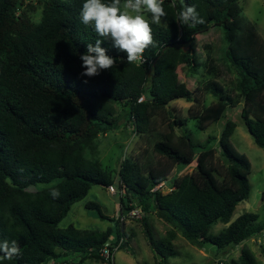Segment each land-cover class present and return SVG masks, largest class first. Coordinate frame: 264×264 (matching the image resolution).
<instances>
[{"label": "trees", "instance_id": "trees-1", "mask_svg": "<svg viewBox=\"0 0 264 264\" xmlns=\"http://www.w3.org/2000/svg\"><path fill=\"white\" fill-rule=\"evenodd\" d=\"M25 1L0 0V240H16L20 248L3 264H50L74 255L79 264L92 259L106 262L100 257L101 248L107 242L117 245L121 234L111 241L112 229L59 228L93 186L114 183V171L107 172L100 160L90 158L98 137L130 125L134 132L146 134L152 118L172 102H194L193 92L179 81L178 70L197 71L198 37L212 28L224 33L225 56L238 75L241 116L254 143L264 149V42L243 15L241 0H163L167 15L160 24L151 25L154 46L145 49L142 60L127 62L125 53L105 41L102 47L116 63L95 77L81 75L80 56L86 54L87 44L99 38L80 21L84 0H40L42 20L37 24L22 12ZM190 5L203 24L181 23L180 13ZM210 70L215 72L213 67ZM207 88L218 103L194 117L202 131L219 121L229 106L217 83ZM142 96L145 101L138 103ZM186 124L187 119L173 122L176 127ZM236 127L229 121L220 135L223 160L216 159L215 149L202 148L196 155L202 145L189 135L170 134L156 143L155 152L171 166L192 167L195 159L194 172L177 176L171 184L172 167L144 173L136 160L124 158L116 169V188L123 191L118 232L122 214L132 209L135 199L145 213L152 211L172 226L165 238L157 240L148 219L142 218L148 244L162 259L176 255L177 231L193 246L210 244L225 253L263 233L264 223L257 214L244 213L231 221L251 193V163L231 142ZM161 183L173 190L152 191ZM38 184L52 186L28 190ZM54 189L61 193L59 198L51 196ZM87 208L106 218L98 204ZM219 223L226 227L212 234ZM125 245L126 241L121 248ZM228 264L258 262L243 247L238 260Z\"/></svg>", "mask_w": 264, "mask_h": 264}, {"label": "rangeland", "instance_id": "rangeland-1", "mask_svg": "<svg viewBox=\"0 0 264 264\" xmlns=\"http://www.w3.org/2000/svg\"><path fill=\"white\" fill-rule=\"evenodd\" d=\"M241 5L243 15L252 22L258 36L264 42V0H241ZM42 11L43 7L40 0H26L22 8V12L34 24L40 23L42 20ZM145 15L146 18L151 17L150 13ZM226 47L224 33L220 28H212L208 33L200 35L196 51L200 62L199 68L196 72H190L187 68L182 69L181 67L178 70L179 81L185 83L193 92L195 101L177 100L172 102L165 112L156 114L152 118L150 130L146 134L134 132L132 125L121 126L118 130L101 134L97 140V150L89 156L92 159L100 160L107 172L113 173L114 171L113 185L115 188L119 183L116 169L124 158L130 157L140 164L144 173L149 169L159 171L163 167H172L168 175L171 184L177 176L182 177L194 172L195 159L191 164L192 167L171 166L170 162H167L165 158L155 152L154 145L160 141H165L170 134L175 136L189 135L196 144L202 145V147L196 148V155L200 153L202 148L215 149L216 159L221 158L223 160L219 144L220 135L226 124L232 121L236 123L237 127L231 137V142L235 149L247 156L251 163V174L249 176L251 193L248 200L237 206L231 221H235L244 213H254L259 216V221L264 223V149L254 143L241 116L243 100L237 89L238 75L226 59ZM209 55V59H213L214 62L210 63L207 60ZM212 67L215 72L210 70ZM211 82L217 83L222 88V93L229 98V106L219 121L202 131L198 128V122L194 117L200 115L204 109L218 103V98L211 94L207 88V85ZM179 119H187V124L182 127L174 126L173 122ZM120 124L122 125L123 122ZM222 160L217 161L224 163ZM50 186L52 184H38L28 190L37 192ZM168 188L169 186H166L162 189V192H170ZM116 194H110L107 187L93 186L85 199L72 206L66 218L60 223L59 228L66 229L73 225L81 230L105 232L112 229L111 241H116L117 235L121 234L125 238L126 245L115 253L112 264H228L232 260H238L243 247L248 248L253 253L258 264H264V231L261 234L254 235L228 253L210 244L205 245L204 248L193 246L177 231L173 242L176 255L169 257L167 260L162 259V256L151 249L148 244L144 234L142 218L146 217L148 219L157 240L165 238L172 226L162 222L152 211L145 213L138 202L133 199V203H130V205L132 209L142 210V217L131 218L124 223L121 222L119 224L120 231L118 232L116 220L121 215V202L119 194ZM90 203L98 204L106 218L102 219L98 210L88 209L87 205ZM225 227L224 224L219 223L213 227L211 232L212 234H218ZM132 233L135 235L131 236ZM73 258L62 259L57 263L79 264V257L74 255ZM57 263L51 262L50 264ZM82 264L110 263L92 259L86 260Z\"/></svg>", "mask_w": 264, "mask_h": 264}, {"label": "clouds", "instance_id": "clouds-1", "mask_svg": "<svg viewBox=\"0 0 264 264\" xmlns=\"http://www.w3.org/2000/svg\"><path fill=\"white\" fill-rule=\"evenodd\" d=\"M151 14V22L146 18ZM167 13L163 7V0H84L80 11V21L85 26L94 29L99 37L95 43L87 44L86 54L80 56L82 61V76L95 77L103 70L112 69L116 60L108 55L107 49L102 47L109 41L115 49L126 54L127 62H139L149 45L154 46L152 24H160ZM183 24H203L194 5L186 6L180 13ZM58 189L51 192L53 198H59ZM20 252L16 240H0V264L5 260L11 261Z\"/></svg>", "mask_w": 264, "mask_h": 264}, {"label": "built area", "instance_id": "built-area-1", "mask_svg": "<svg viewBox=\"0 0 264 264\" xmlns=\"http://www.w3.org/2000/svg\"><path fill=\"white\" fill-rule=\"evenodd\" d=\"M145 101V97L142 96L139 98L138 103H143ZM167 185L165 183H161L160 185L156 186L152 191H158L165 188ZM168 187V186H167ZM110 194H121L123 195V191L119 192L114 185L107 187ZM169 191H172V188H168ZM116 194V195H117ZM142 217V210L131 209L126 214H122L121 222H127L131 218H141ZM125 242V238H122L117 245L112 244L111 242H107L100 250V257L105 259L106 261H114L115 253L122 247Z\"/></svg>", "mask_w": 264, "mask_h": 264}, {"label": "water", "instance_id": "water-1", "mask_svg": "<svg viewBox=\"0 0 264 264\" xmlns=\"http://www.w3.org/2000/svg\"><path fill=\"white\" fill-rule=\"evenodd\" d=\"M21 2L23 1V0H20Z\"/></svg>", "mask_w": 264, "mask_h": 264}]
</instances>
